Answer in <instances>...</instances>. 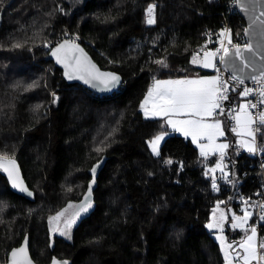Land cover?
Segmentation results:
<instances>
[{"label": "trees", "instance_id": "obj_1", "mask_svg": "<svg viewBox=\"0 0 264 264\" xmlns=\"http://www.w3.org/2000/svg\"><path fill=\"white\" fill-rule=\"evenodd\" d=\"M0 18V156L18 160L35 192L34 200L15 194L0 171V264L26 235L39 264H225L207 228L216 159L146 118L141 104L155 77L190 67L208 29L227 19L237 34L244 20L218 0H0ZM67 30L124 77L120 93L66 83L41 46ZM157 135L166 139L154 155ZM103 157L93 210L71 241L52 243L50 217L83 198ZM240 233L227 227L231 240Z\"/></svg>", "mask_w": 264, "mask_h": 264}, {"label": "snow or ice", "instance_id": "obj_2", "mask_svg": "<svg viewBox=\"0 0 264 264\" xmlns=\"http://www.w3.org/2000/svg\"><path fill=\"white\" fill-rule=\"evenodd\" d=\"M148 14V23H153V12L154 6L149 5L146 9ZM82 50L76 45H68L67 43L61 44L56 48L52 55L56 56L57 62L64 63L67 59L71 49ZM228 49H224V53L227 54ZM63 53V57L61 55ZM237 55H239V47L237 46ZM216 56V52L204 53L203 61H199L195 56L193 57L192 63H200L204 68H215L216 65L213 63V58ZM221 61L224 57H220ZM75 67L72 68L66 75L70 79H85V83L90 81H98L103 84L106 88L110 85L115 87L119 82V78L112 73H99L95 70V66H90L86 62H82L80 58H74ZM157 63H163L162 61H157ZM65 67H70L68 63H65ZM243 83V81H241ZM95 86V85H93ZM228 86L222 84L219 77L205 78L199 80H156L154 85L148 90L144 101L141 104V108L144 110L145 115L152 116H164L168 117L167 123L174 130L181 131L185 136L191 135L193 142L199 139H206L208 144L199 145L201 148V155L206 156L208 150L215 151L220 150L221 156H223V150L228 147L227 144H215V138L217 136H223L225 134V129L221 127L219 121L208 123L207 119L214 117L219 110L220 114H224V109L221 107L222 101L228 100L227 95ZM252 92V89L245 88L240 94L247 97ZM260 96L264 98V91L260 92ZM264 102V100H262ZM148 105H151L149 111ZM252 108L256 107V104L251 105ZM249 105L244 104L240 106L239 113L234 117L236 121V126L231 128V131L235 132L238 136H241V145L246 147L249 152H255V140L256 133H260L264 137V112L259 115L258 121H256L251 113L248 111ZM176 116H186L187 119H173ZM256 127H253V125ZM243 137H251V142ZM163 139V135H157L152 141H150V146L153 153L159 154L158 144L160 140ZM170 162V161H169ZM220 168L218 164L216 166ZM0 169L8 174L9 180L12 181V186L14 188H19L20 191H26L22 185V181L19 179L18 168L16 161L14 159H9L7 156H0ZM216 169H210V171L215 172ZM94 171V169H93ZM216 185L213 183V188ZM30 194V193H29ZM88 197H85L87 201ZM87 204L82 206L76 216L79 215L81 211H86ZM71 207V205H69ZM216 210H213V216L215 217ZM63 213H58L53 220L58 221ZM251 217V213L245 210L244 216H233L232 228H240L244 231L250 230V235H247L246 239L242 240L240 247L243 249V255L229 258V254L225 252V259L227 264H233L234 260H242L243 264H252L253 261L264 260V253L257 251V248L264 249V243L257 245L255 242L256 228L255 226H249L248 220ZM224 221V214L221 213L219 221L208 224L207 227H221V223ZM73 220L67 221L65 227H71ZM247 226V227H246ZM221 231H223L221 227ZM62 235L64 233H61ZM223 242V237H218ZM230 247V245H229ZM12 264H30L27 258L26 249L20 248L14 250L11 253ZM55 264V261H54ZM67 264V262H64Z\"/></svg>", "mask_w": 264, "mask_h": 264}, {"label": "built area", "instance_id": "obj_3", "mask_svg": "<svg viewBox=\"0 0 264 264\" xmlns=\"http://www.w3.org/2000/svg\"><path fill=\"white\" fill-rule=\"evenodd\" d=\"M218 1L225 3L229 16L235 15L241 18L236 0ZM245 29L246 25L241 33L235 34L229 21L225 19L220 27L208 29L204 33V40L195 51V56L201 55L209 49L216 52L217 61L215 73L221 83L228 86L227 95L229 99L221 103L224 114H220L219 110H217V114L213 118L225 119L230 133L235 138L237 134L231 131V128L236 126L234 117L239 113L241 105H249L248 111L256 121H258L261 112H264V102H262L264 98L260 96V92L264 91V77L257 78L252 82L241 80L227 72L220 59L221 56H225V48L229 50L233 47L247 44ZM64 40L82 42L80 36L74 35L67 30L66 32L60 33L56 38L47 40L43 47L49 52ZM245 88L252 89V92L247 97L240 94ZM252 104H256V107L252 108ZM253 127H256V125L254 124ZM236 144V148L233 149V158L237 161L236 183L234 185L233 165L230 161L228 151H225L222 156L223 162H225L224 172L222 175L215 176L212 180V192L218 196L214 201V206L217 205L226 209L227 217L229 218L227 227L233 232L239 231L237 228H232L233 213L244 214L245 210L251 213L248 225L255 226L258 234L257 245H259L260 243H264V237L262 235V229L264 227V137L259 132L256 133L255 152H249L245 147L239 145L237 138ZM248 181L254 186L249 187L247 184ZM213 183L216 185L215 188H213ZM257 251L264 253V249H260L259 247ZM234 261L235 263L242 262V260ZM255 264H257V261ZM259 264H264V260L259 261Z\"/></svg>", "mask_w": 264, "mask_h": 264}, {"label": "water", "instance_id": "obj_4", "mask_svg": "<svg viewBox=\"0 0 264 264\" xmlns=\"http://www.w3.org/2000/svg\"><path fill=\"white\" fill-rule=\"evenodd\" d=\"M236 2H237L238 12L246 25L245 36L248 42L246 45L238 46L239 55H237V46L229 49L227 54H225L224 56V60L222 61V64L227 72L231 73L232 75L238 77L241 80H244L246 82H252L257 78L259 79L264 77V0H236ZM65 43H67L68 45L78 46V48L82 50V53L79 50L73 48L70 50L69 55L65 60V62L60 63L57 62V58L56 56L52 55V52L56 48H58L61 44H65ZM61 55L63 57V53H61ZM77 57L80 58L82 62H86L90 66H95V70L98 71L99 73H112L116 75L119 78V82L116 84L115 87H112L110 85L109 87L106 88L103 84L99 83L98 81L93 80L90 81L89 83H85V79H76V78L70 79L68 75H66V73H68L72 68L75 67L74 58ZM49 59L53 62L55 67H57L62 71L63 78L68 85H79L97 96L112 97L115 94L120 93L121 89L126 83L124 77L120 73L109 69H103L98 64V62H96L93 56L89 53L86 47L80 42H75L72 40H64L60 42L58 45L53 47V49L49 52ZM65 63H68L70 67H65ZM228 133L230 134V137L232 139L230 143V148L228 150V154L230 157V161L233 165V180L235 185L237 180V173H236L237 161L233 158V149L236 148L237 144H236L235 136L232 133H230L229 129H228ZM9 159H14L16 161L19 179L22 181V185L26 189V191H20L19 188H14L12 186V181L9 180L8 178V174L4 172L3 169H0V171L7 179L11 191L28 200H34L35 192L29 187L20 163L16 158H9ZM106 161H107V157H103L102 160L97 162L91 168L90 175L92 179L88 183V189L85 195L80 201L73 203L71 206V209L73 210V215H75L77 211L85 204H87L89 207L94 206L95 204L94 192L98 185L99 174L104 168ZM85 197H88L87 201L85 200ZM30 245H31L30 236L26 235L21 245L13 248L9 252L7 257V264H12L11 253L14 250L20 249L22 247L26 249L27 258L30 261V264H39L32 258ZM54 261L55 264H64V262L70 264L68 260L60 259L58 257H53V259L49 264H54Z\"/></svg>", "mask_w": 264, "mask_h": 264}, {"label": "rangeland", "instance_id": "obj_5", "mask_svg": "<svg viewBox=\"0 0 264 264\" xmlns=\"http://www.w3.org/2000/svg\"><path fill=\"white\" fill-rule=\"evenodd\" d=\"M68 1L70 2V4L72 6H77V5H80L84 0H68ZM152 15H153V19H154V14H152ZM72 34L80 36V35L75 34V33H72ZM81 40H82V37H81ZM44 43L42 44L41 47H43ZM212 51H213L212 49L208 50V52H212ZM195 57L199 61H203L204 53L201 54V55H196ZM46 58H48V56ZM192 60H193V58H192ZM192 60L190 62V67H188L187 69H185L183 71L178 70V71L175 72V74L176 73L177 74L183 73V75H175L174 74V76L167 77V78H163V77H158L157 76V77H155L153 83H155L156 80H162V81H166V80H174V81L175 80H199V79L217 77V75L215 73V68H211V67L204 68V67L201 66L200 63L193 64ZM216 61H217V57L215 56L213 58V63L215 65H216ZM51 96H52V99H53L54 92H51ZM149 106H151V105H148V109L150 111ZM146 117L147 118H151V117H154V116L148 115ZM187 118L188 117H186V116H176L175 117V119H187ZM216 120H219L222 123H224V125H222L221 127L225 129V134L222 137L217 136L215 138V144L216 145H219V144H227L228 145V147L223 150V154H224L225 151H228L232 139L230 137V134L228 133V127H227L228 125H227V122H226L225 119H217V118L211 117V118L207 119V122L208 123H212V122H215ZM188 136H190V138H192L191 135H188ZM236 138L238 140V144L241 145L242 137L237 135ZM165 139H166V136L163 135V139L160 140V142L158 144V152L159 153H160L161 146L164 143ZM243 139H246L249 142H251V137H243ZM206 144H208V141L206 139H199L198 141L194 142V145H196L199 148L200 154H201V148H200L199 145H206ZM151 151H152V148H151ZM206 151H207V155L206 156L202 155L205 159H208V158H211V157H214L216 159L215 162H214V165H212V167H211V169H216V170H215V172L211 171V175L213 176V178L215 176L222 175V173L224 172V168H225V166H224L225 162H223V158L221 156L220 150L217 149L215 151H212V150L206 149ZM152 153H153V151H152ZM153 154L157 155L155 153H153ZM218 164L220 165V168L216 167ZM226 164H227V161H226ZM69 205H71V202H69L66 207H64L63 209L58 211L55 215L51 216L50 219H49L50 238H51L52 243H53L55 237H62L65 240L71 241L72 237H73V231H74L75 227L79 224V222L85 216H87L93 210L92 206L91 207L88 206L86 211H81L79 213V215L76 216V215H73V210H70L71 208H69ZM67 208H69V209H67ZM214 209L216 210L215 217L213 216V210ZM61 212L63 213V215L60 217V219L58 221L52 219L58 213H61ZM221 213L224 214V221L221 223V227H222L223 231H221V227H214V228H211V229L209 227H207L209 232H210V234L219 243V245H220V247H221V249L223 251V254H224V259H225V252H227L229 254V258L236 257V256H239V255H243V249L240 247V243H241L242 240L246 239L247 235H250V230L246 232V231H244V230H242L240 228H237V230H239L241 233L237 237V240H231L228 237V235H227V225H228V222H229V218L227 217V213L225 212V208L217 206V205L214 206L213 209H212V212H211V220H210V222L208 224H211V223H214L216 221H219ZM233 216H244V214H235V213H233ZM73 218H74V222L71 224V227L66 228L65 227L66 222L70 221V220H73ZM61 233H64V234L62 235ZM221 236L224 238L223 242L220 239H218V237H221ZM255 242L256 243L258 242L257 231H256ZM229 245H230V247H229ZM255 262L256 261H253L252 264H255ZM225 264H227L226 259H225ZM233 264H243V261L241 263H235V261H233Z\"/></svg>", "mask_w": 264, "mask_h": 264}, {"label": "crops", "instance_id": "obj_6", "mask_svg": "<svg viewBox=\"0 0 264 264\" xmlns=\"http://www.w3.org/2000/svg\"><path fill=\"white\" fill-rule=\"evenodd\" d=\"M183 70H185V69H183ZM183 70H181V71H183ZM175 75H183V73H180V74H175ZM154 82V81H153ZM153 85V84H152ZM152 85H151V87H152ZM144 101V100H143ZM149 108L151 109V106H149ZM141 110H142V113L144 114V116L146 117V115H145V113H144V110L141 108ZM147 118V117H146ZM173 119H175V117H172ZM148 119H163L164 120V122L167 124V126L168 127H170V129L174 132V133H176V134H179V135H181V136H184L185 138H188V139H190L192 142H193V140H192V138H190V136H185L184 135V133L183 132H181V131H176V130H174L170 125H168V123H167V120H168V117H164V116H154V117H151V118H148ZM167 119V120H166ZM216 121H219V120H216ZM220 122V124H221V126L222 125H224V123H222L221 121H219ZM228 127V126H227ZM220 137H222V136H220ZM194 143V142H193ZM196 146V145H195ZM197 147V146H196ZM198 148V147H197ZM198 150H199V148H198ZM199 152H200V150H199Z\"/></svg>", "mask_w": 264, "mask_h": 264}, {"label": "flooded vegetation", "instance_id": "obj_7", "mask_svg": "<svg viewBox=\"0 0 264 264\" xmlns=\"http://www.w3.org/2000/svg\"><path fill=\"white\" fill-rule=\"evenodd\" d=\"M71 206H72V204H71ZM69 208H71V207H69ZM69 208H67V209H69ZM70 210H72V209H70Z\"/></svg>", "mask_w": 264, "mask_h": 264}, {"label": "bare ground", "instance_id": "obj_8", "mask_svg": "<svg viewBox=\"0 0 264 264\" xmlns=\"http://www.w3.org/2000/svg\"><path fill=\"white\" fill-rule=\"evenodd\" d=\"M52 39V38H51ZM48 54V53H47ZM48 59V58H47ZM151 84V83H150ZM154 84V83H153ZM151 86V85H150ZM153 86V85H152Z\"/></svg>", "mask_w": 264, "mask_h": 264}]
</instances>
